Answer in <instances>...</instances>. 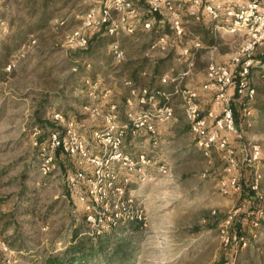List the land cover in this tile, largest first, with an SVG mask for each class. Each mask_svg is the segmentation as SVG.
<instances>
[{
    "label": "rangeland",
    "instance_id": "rangeland-1",
    "mask_svg": "<svg viewBox=\"0 0 264 264\" xmlns=\"http://www.w3.org/2000/svg\"><path fill=\"white\" fill-rule=\"evenodd\" d=\"M87 1L76 0L71 15L73 24L63 28L58 23L71 5L63 8L64 0H58L60 9L54 21H49L51 23L45 29L17 36L18 46L11 44L6 50L9 62L5 68L12 74L0 76V264L9 259L14 260L13 264H44L51 257L64 255L74 243L78 228L82 237L90 240V247H97L104 235L91 234L85 221L84 206L72 195L68 175L81 167L77 158L58 153L56 168L50 175H45L40 167V138H46L56 127L61 129L68 121H74L91 147L92 131L103 127L104 123L102 116L88 108L96 103L102 115L110 108L109 97L104 96L105 71L101 56L94 59L95 69L92 65L88 67L95 70L93 80L99 82L96 98L90 94L91 86L86 82L93 81L91 77L81 72L77 79L72 75L76 72L72 66L76 61H72V56L87 49L78 45L76 32L91 38L96 29L84 24ZM14 4L13 16L26 17L16 9L17 3ZM16 28L15 25L13 31ZM13 31L7 24L0 23V50L5 41L11 42ZM241 48L242 45L233 44V53ZM2 53L1 50L0 61L4 58ZM83 60L80 58L78 62L83 63ZM201 68L197 75L205 72ZM252 78L256 88L263 85L257 72ZM204 83L203 80L202 85L190 87L197 90ZM212 95L211 92L208 96ZM78 100L82 109L76 103ZM238 103V100L234 102V109L237 122L244 129L243 143L262 145L258 170L262 173L260 188L264 193V133L258 128L259 112L252 103L251 115L244 116ZM173 106L174 119L163 127V131L171 136H165L164 142L168 144L172 140L173 132L177 134L178 147L187 145L191 151L182 153L175 148L174 152L170 149L163 153L153 146L148 134L144 136L146 152L168 164L171 171L166 175L161 173L158 160L149 168L150 180L139 182L132 178L126 196L134 199L133 209L141 211L142 218H135L141 222L135 236L127 231V223L118 228L110 241L118 242L129 253L122 263L264 264V219L256 226L249 212L256 201V195L249 189L256 167L240 169L241 191L221 192L219 183L226 177V163L221 153L215 148L212 156L206 159L190 130L184 99L176 97ZM215 107L217 109V104H212L210 109ZM58 111L65 116L63 121L53 117ZM120 113L123 115L124 107ZM243 143L233 141L238 148L243 147ZM176 151L180 155L175 154ZM242 154L240 150V156ZM228 218L230 222L225 230L245 234L250 240L248 247L240 249L234 242L226 245L220 226ZM3 243L7 245V251L3 249Z\"/></svg>",
    "mask_w": 264,
    "mask_h": 264
},
{
    "label": "built area",
    "instance_id": "built-area-1",
    "mask_svg": "<svg viewBox=\"0 0 264 264\" xmlns=\"http://www.w3.org/2000/svg\"><path fill=\"white\" fill-rule=\"evenodd\" d=\"M99 8L90 9L84 17L86 26L96 29L106 27L111 35H118L121 31L134 33L136 26L131 20V15H136L140 9L137 0H109ZM186 8L183 1L176 0H144L149 18L143 21L146 29H151L157 14H165L170 29L178 35L186 33L183 23V12L193 14L198 20L202 13L219 23L216 29L230 34L246 35L247 39L242 48L225 63L209 62L206 70L208 79L205 88L214 90L215 102L220 112L208 111L205 115L198 101V91L192 87L183 86L184 74L173 77L165 75L162 81L173 85V90L156 87H133L131 97L127 103L130 109L126 110L125 120L121 121L120 106L112 103L106 114L102 115L96 103L88 108L103 118V127L92 131L93 145L90 147L87 138L80 133L73 122L68 121L66 127L50 132V137L40 146L42 159V172L48 175L55 170V161L58 153L76 157L81 166L68 175V183L72 195L84 206V217L91 234H102L119 223L128 219L142 218L141 211L133 209L134 199L126 196L128 186L133 177L139 182L150 180L149 168L157 164L158 160L151 157L146 151L136 155L124 148V142L130 133L134 137L148 134L157 148L159 143L158 124L168 122L175 116L172 96L181 94L184 98L185 113L190 125V130L195 136L196 146L206 158L212 156L217 148L226 163V177L219 183L223 193L230 190L241 191L242 180L240 169L256 167L250 182V191L256 195L254 208L250 215L257 226L260 219H264V193L261 192L262 173L258 170L261 161L262 145L259 143H243L244 129L240 128L234 102L239 101L242 115H251V104L257 98V88L253 83V74L257 72L264 80V8L259 1H251L235 7L231 0H189ZM113 12L115 15H113ZM3 24L2 21H0ZM77 43L80 48H87L90 37L82 36L80 32ZM164 43L165 37L161 38ZM197 46L199 43L196 44ZM110 48L117 60L125 57V50L118 41L110 44ZM91 86L90 94L96 98L99 82L86 80ZM131 85L132 82L128 81ZM233 90V93H232ZM110 90L104 92L108 95ZM134 98L140 108L134 107ZM53 117L56 121H63L65 116L56 112ZM211 123V124H210ZM74 124V125H73ZM233 139L242 142L241 148L235 146ZM240 150L243 151L240 156ZM159 171L164 175L169 174L171 168L160 160ZM126 196V197H125ZM230 218L221 224L220 230L226 245L235 243L240 249L248 247L250 240L244 234L228 233L226 229ZM223 227V228H222ZM239 233V234H238ZM3 249L8 247L3 243ZM9 259L5 264H13Z\"/></svg>",
    "mask_w": 264,
    "mask_h": 264
},
{
    "label": "crops",
    "instance_id": "crops-1",
    "mask_svg": "<svg viewBox=\"0 0 264 264\" xmlns=\"http://www.w3.org/2000/svg\"><path fill=\"white\" fill-rule=\"evenodd\" d=\"M16 1L17 0H0V18L3 22L2 25L7 24V26H9L10 28V31H13V25H9V19L10 16L13 15V12L11 10H13V4ZM176 1H183L186 8H188L190 4L189 0ZM251 1L254 0H231L235 7ZM256 1H259L261 7L264 8V0ZM87 2L88 4L85 11H88L92 8H99L101 6H104V4L110 3L109 0H105L104 3L102 0H88ZM69 3L70 4H68V6L74 4L72 2ZM136 3L139 4L140 9L137 11L136 15H131V20L136 26L135 32L128 33L126 31H121V33L118 35L109 34L114 40H117L121 48L125 50V57L122 58V60H117V58L112 54L110 44L113 41H108L105 45L106 53L110 54L113 59V61H111L109 64L105 63L106 58L103 59L105 71V83L103 90H110L108 93L110 105L114 102L118 103L120 106V110L122 107H124V113L126 110L130 109V105L127 103V101L131 97L132 88L135 87L133 81H131V85L128 83V81H130L128 80L130 72L139 70L144 76H146L149 72L151 74V68L147 66L143 68L139 64L141 60H147L149 62L148 64L155 68L156 62H159L169 55H172V58L170 60H167L165 63L166 65L164 73L161 76L157 77L155 79V82H150L147 78L144 80L145 82L137 83L138 87L136 88L145 85L142 87H161L172 91L173 85L169 83L166 84L161 80L165 75L173 77L177 74H184L182 84L185 87L202 85L201 82H203L204 80L205 83L203 84V86L198 88V101L202 112L207 115L208 111L211 110L210 106L212 104L213 106H216V102H213V100H215L214 90L212 88H205V85L208 82V79L206 77V70L209 62L214 61L222 64L227 62L234 54L232 49L233 44L242 45L245 39H247V36L242 34H230L223 30L219 31L218 29H216V25L219 23L218 21L212 20L206 14L201 20H198L195 17L191 18L189 17V13H187L186 11L183 12V23L186 30V33L184 35L178 36L174 32V30L170 29V24L166 21V15L163 13L157 14V18L156 20H154L151 29H146L143 26V21L149 18L147 6L145 5L144 0H137ZM197 24L198 29L196 31L190 28L192 25ZM162 37L166 38V41L164 43L161 41ZM197 43H199L198 46L196 45ZM72 57L74 58L72 59V61H76L77 63H79V57L75 55H73ZM111 57L109 56L110 59ZM130 62H134L135 64H133L130 69L128 68L126 70V64ZM87 66L89 67L90 64ZM201 67H203V71L205 72L202 75H197V72L202 70ZM73 68L76 69L75 66ZM88 70L92 69L88 68ZM88 78H90V76ZM211 92L214 98L208 96ZM201 95H203V97ZM178 96L182 97L181 94H174L172 96V105L173 101ZM182 99L184 98L182 97ZM79 100L76 103L78 104V107L82 109V106L79 105ZM134 101L135 102L133 106L136 108H140L136 98H134ZM217 109H219L218 105ZM217 109L216 107L212 108V110L215 111H218ZM124 113L123 115L120 113L121 121L125 120ZM172 120L158 124V131L160 136L157 148L163 153H165V151H169L170 149L173 152L178 149L182 153L189 150L191 151V149H189V146L187 145L183 148L178 147L175 140L177 138V134H173V132L172 137H170L172 140L168 142L169 145L167 143L165 144V136H171V133L167 134L166 132H164L163 127L164 125L169 124ZM235 140L236 139H233L232 142ZM124 148L127 151L131 152L133 155H136L138 153H141V151H147V143L143 135L134 137L129 133L125 138ZM177 151L175 154L180 155V153H177Z\"/></svg>",
    "mask_w": 264,
    "mask_h": 264
},
{
    "label": "trees",
    "instance_id": "trees-1",
    "mask_svg": "<svg viewBox=\"0 0 264 264\" xmlns=\"http://www.w3.org/2000/svg\"><path fill=\"white\" fill-rule=\"evenodd\" d=\"M23 1V2H22ZM58 0H17L16 1V9H18L19 13L23 12V14L26 17L16 18L15 16H10L9 19V25L13 27L16 25L17 28L12 32L11 36V42L5 41L3 44V48L1 49L3 51L2 54H4V58L0 61V76L4 77L5 75H11L12 72H9L6 70V65H8V52L6 50L11 48L12 46L16 45L18 46L19 43L16 44L17 36L18 38L21 35H24V33L28 32H34L38 29H45L49 23V21H54L55 18H57V13L60 9L57 5ZM69 2H72L70 7L68 4ZM23 3V5H21ZM76 0H64L63 2V8L69 7V10L67 13L62 15L61 21H59L58 26L63 27L64 25H70L73 24L72 21L74 18L71 16L73 15L72 11L75 7ZM15 5V4H14ZM88 12V11H87ZM87 14V13H86ZM113 15L115 13L113 12ZM86 16V15H85ZM189 17L194 18L195 16L193 14H189ZM204 18V13H202V19ZM1 21V18H0ZM31 24L34 26L31 27ZM190 26V25H189ZM190 28L194 29L195 31L198 29L197 25H192ZM106 31V27L99 28L94 30V34L89 39V44L87 49L80 50L77 55V57L84 59L83 63H77L74 62L72 65L76 67V72H73L72 75L76 79L79 77V74L85 73L88 77L90 76L93 80L94 76L96 75L95 69V58L98 56H101L102 59H105V63L109 64L111 61H113L110 54L106 53L105 51V45L108 41H117L114 40ZM121 47V46H120ZM0 50V51H1ZM105 51V52H104ZM114 55V53L112 52ZM79 55V56H78ZM112 55V56H113ZM111 57V59L109 58ZM7 57V58H6ZM172 58V55H169L168 57L164 58L163 60H160L159 62H156V67L153 68L149 62L145 59L140 61V65L144 68L145 66L152 69V73L150 72L144 76L141 71L134 70L130 72L129 79L130 81L134 82V86L138 87L137 83L145 82L144 80L148 78L150 82H155V79L159 76H161L165 71V63L167 60H170ZM104 63V64H105ZM92 65L93 69L88 70L87 65ZM135 64L134 62H130L126 64V70ZM81 72V73H80ZM131 78V79H130ZM145 86V85H142ZM141 86V87H142ZM254 103V109H256L257 112H259L257 123L258 128L261 132L264 133V80L263 85L261 87H257V98L253 102ZM53 128V127H52ZM60 127H56V129L52 130L55 131L59 129ZM51 131V132H52ZM50 132V131H49ZM50 137V133L48 137L40 138V143H44L46 140H48ZM42 164V161H41ZM40 164V165H41ZM41 167V166H40ZM50 175V174H49ZM251 182V181H250ZM264 207V205L261 203V205H258L257 207ZM131 220V221H130ZM128 219L126 222L119 223L118 226H114L111 228L110 231L104 232L103 236L100 237L99 243H97V247H90V240H85L84 237H82V233L79 232L76 229L75 235H74V243L70 247H68L63 254L60 256H54L47 260H45L44 264H80V263H86L91 262L95 264H121L124 262V260L128 256V252L126 249L122 248L118 242H110L111 239H114L115 234L118 232V228H122V225H126L127 223L129 226L127 227V231L133 232V235L136 234V228L139 227L140 221L138 219ZM263 219H260V221ZM259 221V222H260ZM117 227V228H116ZM130 227V229H129ZM113 237V238H112ZM84 238V239H83ZM123 264V263H122Z\"/></svg>",
    "mask_w": 264,
    "mask_h": 264
}]
</instances>
